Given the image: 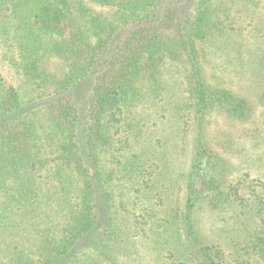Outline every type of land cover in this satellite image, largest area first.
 Listing matches in <instances>:
<instances>
[{"label": "trees", "instance_id": "trees-1", "mask_svg": "<svg viewBox=\"0 0 264 264\" xmlns=\"http://www.w3.org/2000/svg\"><path fill=\"white\" fill-rule=\"evenodd\" d=\"M237 5L253 11L264 0H0V264H119L117 219L129 211L113 185L117 173L138 179L129 193L162 197L150 178L157 165L146 169L132 153L142 128L130 120L150 110L151 99L164 101L167 75L178 67L189 97L175 114L197 124L188 245L178 255L183 264L264 261V163L259 177L228 185L207 137L212 113L246 122L255 112L243 94L211 83L205 69L210 48L232 37L229 13ZM257 40L241 62L258 68L264 87L263 35ZM165 103L167 118L175 109ZM198 208L234 209L251 227L233 244L245 253L241 260L227 263L225 252L205 245L195 229Z\"/></svg>", "mask_w": 264, "mask_h": 264}, {"label": "rangeland", "instance_id": "rangeland-1", "mask_svg": "<svg viewBox=\"0 0 264 264\" xmlns=\"http://www.w3.org/2000/svg\"><path fill=\"white\" fill-rule=\"evenodd\" d=\"M228 24L232 27V37L210 48L205 61L206 73L211 83L243 94L255 108L254 116L246 122L231 120L219 112L209 117V145L222 162L225 181L229 185L246 174L251 179L259 177L264 163V102L260 99L264 87L257 85L255 73L258 68L255 70L241 62L247 56L246 45L253 46L261 35L264 39V5L253 11L237 5L229 13ZM178 68L167 75L170 87L163 94L164 101L161 102L162 97L151 99L148 103L151 109L138 110L130 120L134 125L132 129L137 125L142 128V132L136 134L139 143H135L132 153L142 155L139 157L146 169L152 164L157 165L150 178L162 197L157 199L152 191L150 196L144 191L132 192L138 205H130V185L138 186L139 181L129 178V170L117 173L113 185L117 188L118 199L129 211L121 210L117 219L123 242L113 257L119 264H183L178 253L188 245L184 230L185 198L195 153L197 124L192 117L175 114V111H184L178 110L181 107H176L177 103H187L189 97L183 69ZM165 101L175 109L172 115L166 112L167 118L162 108ZM147 156L148 160L145 159ZM54 207L61 212L65 210L63 204ZM194 217L195 229L205 245L225 252L227 263L245 254L235 252L233 244L241 242L251 227L246 230L245 225L236 219L234 209L213 212L198 208ZM141 225L145 233L140 232ZM252 264H264V261L254 258Z\"/></svg>", "mask_w": 264, "mask_h": 264}]
</instances>
